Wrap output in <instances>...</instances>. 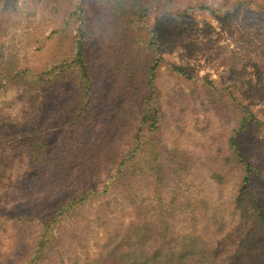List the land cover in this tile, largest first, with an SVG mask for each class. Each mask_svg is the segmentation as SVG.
I'll return each instance as SVG.
<instances>
[{
    "label": "rangeland",
    "instance_id": "rangeland-1",
    "mask_svg": "<svg viewBox=\"0 0 264 264\" xmlns=\"http://www.w3.org/2000/svg\"><path fill=\"white\" fill-rule=\"evenodd\" d=\"M240 1L247 4L237 9ZM202 4L220 9V16L200 10ZM76 11H82L88 25L87 50L93 74L102 81L98 92L104 122L117 113L125 118L126 129L114 141L117 154L130 148L128 128L135 125L133 116L153 93V101L158 102L165 117L160 135L163 134L162 139L168 147L178 139L172 133L178 123L185 132L179 138V146L193 158L206 156L207 149L226 152L227 139L235 122L216 115L214 103L223 101L227 105L232 94L260 121L247 135L254 140L252 164L264 177V0H173L171 5L156 4L146 20L145 29L130 34L136 41L137 36L144 40L152 30L158 31L162 36V63L154 77V90H149L150 68L157 53L140 43L136 45V58L132 62L137 65L138 72L141 65L140 79L147 78V86L130 97H125L126 91L117 81L123 80L118 66L121 61L127 63L130 49L127 43L119 44L113 38L118 29L114 26L110 29L113 19L102 0H0V61L3 63L0 75L23 69L43 71L67 58L77 28L75 18L70 19V15ZM3 83L0 111L17 122L33 114L31 104L34 105L35 97L27 94L20 84H7L6 80ZM36 120L33 118L30 122ZM0 156L8 164L0 184V264H5L13 258L20 239L30 242L39 235L40 222L47 221L51 213H46L45 208L39 209L37 200L49 202L57 190L46 199L38 192L28 200L21 183L29 167L27 152L0 150ZM101 169L94 168L92 173L98 192L105 193L106 173ZM50 173L48 169L42 176L43 187ZM173 181L171 179L165 190L164 204H169L178 194L174 205L186 204L188 210H206L223 226L217 237L226 235V241L236 242L232 237L236 239L239 235H230L241 229L240 218L232 216L237 180L228 176L224 184L217 186L203 167L195 168L179 186L172 185ZM131 210L132 207L118 205L113 194H100L91 199L74 215H66L57 222L54 232L62 235L61 251L56 255L51 253L44 264H99L95 260L107 242V233L128 224L132 220ZM178 222L179 219L173 232H190V222L183 226ZM207 223L208 220L198 224V230L204 229ZM218 224L213 226L215 230ZM243 228L246 229L244 224Z\"/></svg>",
    "mask_w": 264,
    "mask_h": 264
},
{
    "label": "trees",
    "instance_id": "trees-1",
    "mask_svg": "<svg viewBox=\"0 0 264 264\" xmlns=\"http://www.w3.org/2000/svg\"><path fill=\"white\" fill-rule=\"evenodd\" d=\"M172 1L102 0L113 19L110 29L113 26L118 29L115 34L112 32L113 38L119 44L127 43L130 49L127 63L121 61L118 66L124 81H117L126 91L125 97L147 86V78L140 79L141 65L138 72L137 65L132 62L136 58V45L149 47L157 53L150 68L149 90H154V77L162 63V36L158 31L152 30L144 40L137 36L136 41L130 32L145 29L146 20L156 4L171 5ZM246 4L245 1L238 2L237 9ZM199 9L220 16V9L214 10L203 4ZM83 16L82 11L70 15V19L75 18L77 28L67 58L43 71L23 69L0 75V89L6 80L7 84H20L27 94L35 97L34 105L31 104L33 114L21 122L0 111V150L27 152L29 167L21 183L28 200L38 192L46 199L57 190L49 202L37 200L41 203L39 209L42 207L46 213H51L47 221L40 222L39 235L30 242L26 238L20 239L13 258H7L9 261L5 264L46 263L51 253L56 255L61 251L62 235L54 232L57 222L106 193L115 195L118 205L132 207V220L107 233V242L95 260L99 264H264V177L252 164L254 140L247 135L250 128L260 124L254 112L232 94L227 105L223 101L215 102V114L226 121L233 120L235 125L228 136L226 152L207 149V155L197 159L180 148L179 138L185 132L178 123L172 132L178 139L171 147L165 144L163 134L160 135L165 117L158 102L153 101V93L139 105L138 113L133 116L135 125L128 128L132 141L130 148L117 154L114 141L126 129L125 118L117 113L104 122L98 92L102 81L97 80L92 71L87 50L90 35ZM117 45L113 47L118 52ZM2 66L0 61V68ZM33 118L37 120L31 123ZM203 167L217 186L224 184L228 176L238 181L232 216L240 218L241 229L230 235H239L236 239L232 237L236 242H227L226 235L217 237L223 226L206 210H188L186 204L174 205L178 194L169 204H164L165 190L171 179L175 180L172 185L179 186L195 168ZM94 168H102L101 172L106 173L105 193L96 188ZM7 169L5 158L0 156V184ZM48 169L51 173L43 187L41 178ZM178 219L182 226L190 222V232L172 231ZM206 220L207 225L199 231L197 225ZM215 224L219 225L216 230ZM210 234L215 236L210 237Z\"/></svg>",
    "mask_w": 264,
    "mask_h": 264
}]
</instances>
